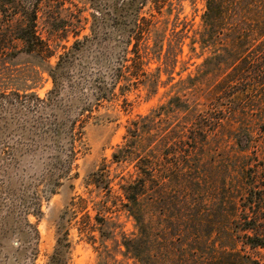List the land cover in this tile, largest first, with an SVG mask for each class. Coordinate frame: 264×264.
<instances>
[{"label":"rangeland","instance_id":"1","mask_svg":"<svg viewBox=\"0 0 264 264\" xmlns=\"http://www.w3.org/2000/svg\"><path fill=\"white\" fill-rule=\"evenodd\" d=\"M156 1L160 4L159 11L154 0H147L141 15L155 21L157 30L150 34V38L154 39L158 34L162 36L161 54L167 50L175 56V60L170 57L173 61L164 67L161 58L158 61L149 59L146 68L151 72L159 65L154 92L149 91L146 84L131 86L124 95H118L111 101H101L86 117L78 116L81 100H67L66 94L71 92L63 89L57 100L41 111L42 116L37 119L39 126L33 124L37 114H24L29 130L24 131L26 140L19 144L22 146L16 148L17 161L11 168L12 174H15L12 185L25 187L28 196H32L35 190L39 191L41 214L37 217L29 213L26 217L38 231L37 250L32 259L26 246L17 248L19 240L13 232L1 240L0 264H48L55 246L58 219L63 212L66 217L64 227L68 229L70 241L67 264L132 263L122 254L123 247L120 245L122 234L132 236L135 233L134 221L123 206L122 185L137 177L136 161L139 157L143 164L151 156L158 165L174 160L173 156H164L168 150L165 148L162 151V145L146 154V149L152 145H146L148 142L142 135L141 142L139 140L133 145L135 152L132 158L115 161L112 154L126 142L127 127H133L131 122L134 120L151 128L150 132L157 137L182 126L190 129V137H198V143L188 140L184 147H196L189 161L198 162L200 170L193 173L205 172L207 175L208 204L205 205L202 223L206 227L234 226L237 218L232 215L235 216L236 208L238 211L242 208L246 197L244 176L247 169L251 177L249 181H255L253 190L264 197V130L260 128L264 127V57L254 65L248 80L229 85L224 83L219 87L223 89L222 94L213 91L228 70L212 72L213 59L203 65L204 58L211 55L207 47L201 48L197 42L202 30L204 0ZM91 13L90 0H43L40 3L36 31L55 50L50 58L51 64L60 53L69 49L75 39L82 40L84 35L88 40L77 51V58L72 64L75 70L86 65L84 69L87 68L90 73L94 68L91 66L94 56L101 57L102 61L106 58L113 60L121 52L124 34L111 23L110 15L94 20ZM40 76L35 80L33 90L38 97L45 98L52 81L46 73ZM84 89L83 97L90 92L87 87ZM175 97L189 111L171 107L159 109ZM194 108L198 116L196 124L192 125V118L185 115ZM156 110H160L158 116L151 117ZM55 115L57 118L54 119ZM80 117L81 121L73 124L74 119ZM41 124H44L43 127ZM73 125L75 135L72 137ZM238 125L243 129L242 138L249 141L248 145H243L247 147L243 152L232 137ZM11 141L13 143L15 138ZM71 147L74 156L71 166H68L65 160ZM125 153L121 151L119 155ZM62 161L64 174L59 176L57 164ZM55 180L58 184L53 191H47L46 187L52 188L51 183ZM255 207L256 210L261 208L257 216L261 220L257 224L264 226V198L256 199ZM96 213L105 219L106 229L111 232L109 238L100 239L93 217ZM237 247H242L241 242H237ZM242 254L249 255L250 260L258 264H264V249L246 248ZM209 262L207 260L206 263ZM185 264H191V258Z\"/></svg>","mask_w":264,"mask_h":264},{"label":"trees","instance_id":"2","mask_svg":"<svg viewBox=\"0 0 264 264\" xmlns=\"http://www.w3.org/2000/svg\"><path fill=\"white\" fill-rule=\"evenodd\" d=\"M42 1L0 0V243L14 232L19 240L17 248L26 246L32 259L36 255L38 231L26 217L29 213L37 217L41 214L40 194L35 190L32 196H28L25 187L12 185L15 174L11 172L17 161L16 148L22 146L19 144L26 140L24 131L29 130L24 114H37L33 124L39 126L37 119L41 118V111L57 100L64 89L67 93L68 90L71 92V95L66 94L67 100H81L78 116L88 117L101 101L122 96L131 86L146 84L149 91L154 92L159 65L151 72L146 68L149 59L158 61L161 58L164 67L175 60V56L167 50L161 54L162 36L158 34V37L150 38V34L157 29L155 21L141 15L147 0H90L92 18L101 20L105 14H109L111 23L124 34L121 52L113 60L106 58L102 61L101 57L94 56L91 64L94 68L90 73L87 68L84 69L86 65L75 70L73 63L77 51L88 40L84 35L82 40L75 39L69 49L60 53L51 64L50 58L55 50L36 31ZM154 2L159 11L160 4L156 0ZM204 5L202 30L197 42L201 48L207 47L211 52L209 57L204 58V66L213 59L212 72L228 70L213 89L222 94L223 89H219L221 85L248 80L254 65L264 57V0H204ZM172 56L173 60L170 59ZM42 73H46L52 81L45 98L38 97L33 90L35 80L40 79ZM84 87L90 90L85 97ZM116 89L119 92H115ZM175 100L176 103H173ZM123 101L126 102L125 97ZM168 107L189 111L176 97L170 98L159 109ZM156 111L151 117L158 116L160 110ZM188 116L195 125L198 116L196 109L186 113L185 117ZM76 121H81V117L74 119L73 124ZM131 123L133 127L128 126L126 130V142L112 154L115 161L132 158L135 152L133 145L142 135L148 142L145 144L152 145L146 149V154L162 145V151L165 148L168 150L164 156L174 157V160L163 165H158L154 156L144 164L139 157L136 161L137 177L122 185L123 206L134 221L135 233L132 236L122 234L120 245L123 247L122 254L132 260L131 264H185L190 258L191 264H258L250 260L249 255L242 254L246 248L264 249V226L257 224L261 220L257 218L261 208L255 209V200L264 197L253 190L255 181H249L248 169L244 176L246 197L242 208L239 211L236 208L235 216L232 215L237 218L234 226L208 228L202 224L205 205L208 204L207 175L205 172L194 174V171L200 170V166L198 162L194 164L189 161V158L196 147H184L188 140L198 143V137H190L188 134L191 131L186 126L157 137L150 132L151 128L139 124L137 120ZM260 128L264 130V127ZM73 129L74 125L72 137ZM233 132L235 145L240 151H245L247 147L243 145H248L249 141L242 138L241 125ZM12 138L15 141L10 143ZM121 151L126 153L119 155ZM73 156L71 147L65 160L68 166H71ZM57 166L60 168L59 176L64 174L63 161ZM51 184L52 188L46 187L49 192L58 183L55 180ZM93 217L100 239L109 238L111 232L106 229L105 219L97 213ZM65 218L63 212L58 219L55 246L48 264H67L70 241L68 229L64 227ZM223 218L227 219L225 215ZM209 237L212 240L208 242ZM237 242H241L242 247L238 248ZM207 260L212 263H206Z\"/></svg>","mask_w":264,"mask_h":264}]
</instances>
